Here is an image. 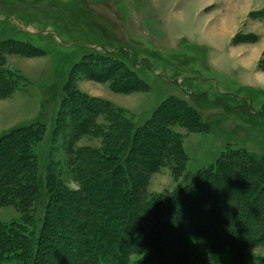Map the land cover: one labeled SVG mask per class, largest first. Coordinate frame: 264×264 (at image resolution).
<instances>
[{"label":"rangeland","instance_id":"obj_1","mask_svg":"<svg viewBox=\"0 0 264 264\" xmlns=\"http://www.w3.org/2000/svg\"><path fill=\"white\" fill-rule=\"evenodd\" d=\"M237 1L0 0V69L23 78L13 88L0 85V137L31 122L46 126L27 147L36 179L12 183L37 189L26 198L12 188L0 192V228L30 223L28 264H86L80 242L89 213L100 209L83 197L79 180L89 157H111L107 177L117 170L133 198L125 207L138 215L128 264H158L153 250L166 255L161 243L177 226L218 221L241 243L238 264H264V167L256 163L264 164V0H250L255 9L247 13ZM11 39L46 54L24 52L25 45L10 50ZM95 53H113L149 87L134 86L120 67L103 77L108 68L89 63ZM155 110L153 142L164 144L153 164L133 129ZM184 110L190 117L168 116ZM221 157L225 166L213 179L196 177ZM0 161L16 174L15 160L0 152ZM193 189L198 199L183 197ZM11 245L0 264L14 263L20 248Z\"/></svg>","mask_w":264,"mask_h":264},{"label":"trees","instance_id":"obj_2","mask_svg":"<svg viewBox=\"0 0 264 264\" xmlns=\"http://www.w3.org/2000/svg\"><path fill=\"white\" fill-rule=\"evenodd\" d=\"M7 42L9 41H4V43ZM10 42L8 46L10 50H14L13 47H21V45H25L26 47L24 46V52L30 51L32 53L46 54L41 49L37 48L32 44H29L28 42L16 39H11ZM17 51L21 52L22 50L18 49ZM94 55H98L99 57L94 58L92 62H89L90 64H99L103 67L102 69L108 68L106 70V75L104 74L105 76L103 77L109 76L108 73L111 70L116 69V67H120L125 70V73L127 75L134 76V86L137 85L141 88L149 87V85L139 77V74L136 70L129 67V65H127V63H125L124 61L115 58L116 55H114L113 53H109L108 55H99L95 53ZM4 58L5 57L2 53L0 55V64L2 63ZM21 80H23V78L19 73L0 69L1 88L7 85H9L8 88H13L15 84L19 83ZM170 100L166 101L165 103L169 102ZM174 102L176 104H179L177 103V99H175ZM157 111L158 110H155L152 115V118L149 121L133 129V142H135L136 140L138 142L137 147H139V149L141 150L145 149L146 147L148 148L145 149L146 152H143V154H150L153 160L150 161H152L153 164L156 162L153 157L157 155L159 147H162V145L164 144L162 142H153L154 136L157 137V132L159 130L155 129L156 127L150 124L153 123V118H155V115L158 114ZM181 112L183 113L184 118L190 117L187 110L177 112L172 111L170 114H168V116L171 115V117L174 118L175 116H178V114H181ZM69 113V122H71L70 119H73V112L69 110ZM75 115L79 116V114L77 113H75ZM44 128H46V126L43 123H40L39 121L31 122L29 124H24L14 129H11L0 137V141H4L2 146H0V152H3V157H8L10 160L13 161L15 160V163H17L18 166V168H16L15 174L10 171L8 166L9 163H4L3 161H0V192H4V195L1 194L3 195V197H5L6 193L9 192L10 188H12L13 193H15V191L16 193H23L25 198L28 197V195H31V189H37L36 183L34 182L29 183L30 185L23 183V185L25 184V187L14 186L12 183L15 181L16 183L18 182L16 180V176H18L20 180L22 177H30L32 179L35 178L31 171L27 169L28 162L34 161L33 154L28 151L27 147L32 146V137H34L38 133H41ZM115 134H118V136H120L117 131H113L114 136ZM172 144L173 143H171L170 145ZM121 146L122 145L120 144V149H122ZM11 147H19L22 149V151L25 152L13 155L11 153ZM117 150L115 143L114 146H112V150L109 151L111 156H113V159L119 154ZM165 152H167V148ZM103 156H106V154L103 153ZM108 159L110 160L111 157L107 158V160H99V158L96 159L89 157L81 161V166L86 172L84 176L82 172H80L81 177H79L80 182L84 185L83 197L87 198L92 204H99L100 207V209L95 212L96 214L92 212L89 213L90 219L86 222L87 231L83 234L82 240L80 242V244H82L83 246L82 251L84 256L86 257V264H128L129 255L134 249L136 243V237L135 232L133 230V226L134 224L137 225L136 221L138 215L135 212L133 213V210L127 211L125 209V207L127 208L128 206H126V204L131 203V199L133 198H129V195L127 194L126 190H121V187L124 186L123 182L125 177L119 178L116 175L118 174L116 172L117 170L115 171L116 174L115 172H112L111 176L107 177L108 174L106 173V170L111 168L113 163V161H108ZM225 162L226 161L223 160V157H221L216 161L215 165H212L208 168L203 169L202 171H199L196 174V177L199 178L201 174L203 178H207V181L211 178L213 179V177L218 174V169L222 166V164L225 166ZM256 163L259 164V166L264 167V164L261 161H256ZM3 167H5V169ZM80 167L77 168L78 171L82 170V168ZM95 167H98L99 170ZM150 168L152 170L154 168V165H151ZM95 174L97 175L96 179H100L94 181L93 175ZM197 178H195L194 180L197 181ZM27 188L29 190L25 191V189ZM198 189H200L201 191L203 187L199 186ZM183 191H185V189ZM132 192L133 189L129 190L130 194ZM183 193L184 198L190 199L197 195V189H193L190 192ZM139 208L140 210H143L142 207L139 206ZM145 209H147L146 206ZM93 214L96 216V219L93 218ZM29 224V222L12 223L11 225L1 226L0 258L2 255H6L7 252L5 250L9 247L11 248V244H13L17 245V247L20 248V250L16 252L17 255L15 256V261L13 264H28V262L25 261L24 258L26 254L30 255V253H28V251H30L29 247H27V250H25V243L31 240L29 232L27 231ZM172 225L174 226V223H172ZM172 225L170 226L172 227ZM219 225L220 223L218 221V223L207 224L208 228L201 227L199 223L193 222L191 224L177 226L176 229H173V234L169 237V239L166 240L167 244L165 241L161 243V248L167 249L168 251L166 255L162 256L164 262L167 263H163L162 258H157V251L155 250L153 251L156 254H154L153 256L157 260L158 264L174 263L173 261H176V259H178V264H238L237 247H239L241 243L239 242V239L236 236H232V234L231 237H228L227 230L220 228ZM162 229L163 227L160 228V231ZM153 246L154 245L152 244L151 248H153ZM157 248H159V246ZM22 249H24V251Z\"/></svg>","mask_w":264,"mask_h":264},{"label":"crops","instance_id":"obj_3","mask_svg":"<svg viewBox=\"0 0 264 264\" xmlns=\"http://www.w3.org/2000/svg\"><path fill=\"white\" fill-rule=\"evenodd\" d=\"M237 3L239 6L243 8V10H245L246 13L255 9V6L250 5L251 4L250 0H238ZM244 3H248V4H244Z\"/></svg>","mask_w":264,"mask_h":264}]
</instances>
